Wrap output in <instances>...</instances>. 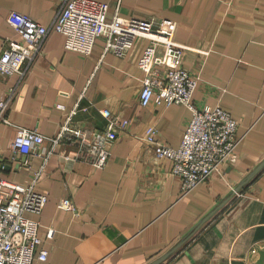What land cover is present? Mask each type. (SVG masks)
I'll return each instance as SVG.
<instances>
[{
	"label": "crops",
	"instance_id": "crops-1",
	"mask_svg": "<svg viewBox=\"0 0 264 264\" xmlns=\"http://www.w3.org/2000/svg\"><path fill=\"white\" fill-rule=\"evenodd\" d=\"M97 1L109 4L110 16L174 20L175 41L190 48L183 64L201 79L193 102L227 111L242 139L234 163L182 195L171 162L155 158L143 136L153 125L176 148L191 113L184 105H140L145 42L137 39L119 58L104 53L99 39L84 56L50 33L22 79L0 76V99L15 90L6 113L11 125L0 123L1 175L16 183L36 180L35 190L48 195L40 214H27L39 222L48 251L46 261L34 264H150L183 240L161 264H256L264 251V169L236 190L264 160V0ZM62 2L0 0V51L15 37L6 22L11 11L49 26ZM77 103L74 126L104 129V108L129 120L103 169L75 157L77 147L64 142L45 164L12 153L15 126L55 136ZM65 198L74 211L59 207Z\"/></svg>",
	"mask_w": 264,
	"mask_h": 264
},
{
	"label": "built area",
	"instance_id": "built-area-1",
	"mask_svg": "<svg viewBox=\"0 0 264 264\" xmlns=\"http://www.w3.org/2000/svg\"><path fill=\"white\" fill-rule=\"evenodd\" d=\"M7 24L15 33L0 51V76L17 75L22 79L34 58L42 53V46L50 33L64 36V48L89 56L97 40H104V53L123 58L137 39L145 42L138 67L143 72L139 103L146 107L157 105H184L191 116L176 148L158 138V129L147 126L143 140L157 159L171 162V174L181 180L182 195L188 194L212 175L221 173L236 161V149L242 136L238 135L237 121L219 105L198 106L193 94L200 76L191 73L183 64L187 46L175 41L177 24L174 20L125 18L115 12L110 16L108 3L97 0H63L52 23L44 26L28 15L11 11ZM15 90L0 99V123L11 125L6 113ZM85 95V94H84ZM64 110L63 105H57ZM77 103L70 111L59 132L47 137L36 129L15 126L10 142L14 155L41 157L43 164L55 154L61 143L77 147L75 157L87 161L95 169H103L111 155V145L126 131L128 119L100 110L106 119L104 129H86L74 126L71 117L79 109ZM48 142L49 148L43 144ZM0 163V264H34L47 260L48 251L39 236V222L27 214H40L48 201L46 193L30 184L16 183L2 177ZM38 175V174H37ZM59 207L74 211L72 202L65 198ZM53 235L49 230L48 237Z\"/></svg>",
	"mask_w": 264,
	"mask_h": 264
},
{
	"label": "water",
	"instance_id": "water-1",
	"mask_svg": "<svg viewBox=\"0 0 264 264\" xmlns=\"http://www.w3.org/2000/svg\"><path fill=\"white\" fill-rule=\"evenodd\" d=\"M263 169H264V160L244 179V181L240 184V186L237 188L236 191H238L241 187H243L250 180H252ZM211 215L212 214H209L204 220H202L200 222V224H198L196 226V229H198L201 224H203L206 220H208ZM185 241L186 240H183L182 242H180L179 244H177L176 246H174L165 255H163L162 257L158 258L157 260L151 262L150 264H161V263H163L171 254H173L180 246H182ZM258 254H259V257H258V260H257L256 264H263L264 263V251H258Z\"/></svg>",
	"mask_w": 264,
	"mask_h": 264
}]
</instances>
